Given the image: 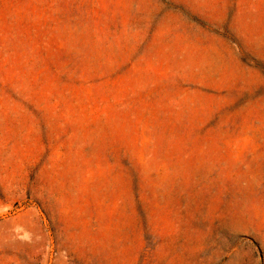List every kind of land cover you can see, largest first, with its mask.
Returning <instances> with one entry per match:
<instances>
[{
    "label": "rangeland",
    "instance_id": "1",
    "mask_svg": "<svg viewBox=\"0 0 264 264\" xmlns=\"http://www.w3.org/2000/svg\"><path fill=\"white\" fill-rule=\"evenodd\" d=\"M0 264H264V0H0Z\"/></svg>",
    "mask_w": 264,
    "mask_h": 264
}]
</instances>
